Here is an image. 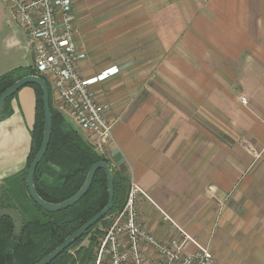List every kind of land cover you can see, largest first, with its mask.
I'll list each match as a JSON object with an SVG mask.
<instances>
[{
	"label": "crops",
	"instance_id": "0c3cea01",
	"mask_svg": "<svg viewBox=\"0 0 264 264\" xmlns=\"http://www.w3.org/2000/svg\"><path fill=\"white\" fill-rule=\"evenodd\" d=\"M73 2L81 76L118 69L90 90L113 125L105 155L142 190L140 224L188 233L214 264H264V0ZM28 47L24 32L11 70L33 67ZM36 103L24 86L0 117V184L26 166Z\"/></svg>",
	"mask_w": 264,
	"mask_h": 264
},
{
	"label": "trees",
	"instance_id": "16d2710c",
	"mask_svg": "<svg viewBox=\"0 0 264 264\" xmlns=\"http://www.w3.org/2000/svg\"><path fill=\"white\" fill-rule=\"evenodd\" d=\"M30 74L35 75V70L18 67L1 75L0 95L15 81ZM29 86L35 89L37 95L36 122L32 131L30 154L25 168L4 181L8 185L4 190L6 204L19 211L23 219V227L20 236L13 239V221L7 216H0V264L38 263L62 244L70 234L100 212L109 200L107 172L104 169L97 171L88 193L69 208L56 212L48 211L31 198L26 185L27 171L41 147L45 117L42 89L35 84ZM49 90L53 134L49 148L35 173V187L38 194L52 203H60L70 198L83 185L91 167L101 160L110 164L114 175L115 196L111 211L50 263L91 264L94 259V244L103 233L98 226L106 224L107 216L123 208L130 178L112 166L106 155L99 154L94 145L89 143L61 113L54 110L50 87ZM12 97L6 101L0 117L11 114ZM87 236L90 238V244L81 246L82 240ZM73 249L74 254L70 253Z\"/></svg>",
	"mask_w": 264,
	"mask_h": 264
},
{
	"label": "built area",
	"instance_id": "2783aa9c",
	"mask_svg": "<svg viewBox=\"0 0 264 264\" xmlns=\"http://www.w3.org/2000/svg\"><path fill=\"white\" fill-rule=\"evenodd\" d=\"M24 28L34 58L35 75L47 77L75 124L88 132L95 150L105 154L115 142L107 108L100 105L90 87L118 72L117 67L83 78L76 63L86 57L76 43L73 0H0ZM242 102L246 103L245 97ZM142 195L132 180L123 208L112 214L103 230L92 264H214L208 246L198 244L184 231L162 239L139 222L138 202ZM165 220L168 217L165 216ZM195 245L196 249L191 251Z\"/></svg>",
	"mask_w": 264,
	"mask_h": 264
},
{
	"label": "water",
	"instance_id": "95a60500",
	"mask_svg": "<svg viewBox=\"0 0 264 264\" xmlns=\"http://www.w3.org/2000/svg\"><path fill=\"white\" fill-rule=\"evenodd\" d=\"M31 84H35L42 89L43 92V108H44V137L41 144L40 149L37 154L33 158L28 171L26 178V185L28 189V193L31 198L42 208L48 211L56 212L66 208H69L79 202L90 190L95 175L98 170L104 169L107 172V180H108V189H109V200L107 205L96 215H94L91 219H89L85 224H83L79 229L70 234L62 244H60L53 252L45 256L42 260H40L36 264H50L53 260H55L60 254H62L67 248H69L76 240L81 238L92 226H94L97 222H99L102 218H104L112 209L114 196H115V188H114V175L112 168L108 162L101 160L95 163L91 169L89 170L86 179L80 189L70 198L60 202V203H52L43 199L37 192L35 187V173L37 167L43 157L45 156L51 141V137L53 134V115L51 110L50 103V90L46 80L39 75H26L17 81H15L11 86H9L2 94L0 95V115L2 114L6 101L8 98L14 96L20 89L24 86H28ZM0 216H7L11 218L14 222L15 231L18 234L22 227V218L20 214L13 209L2 210L0 209Z\"/></svg>",
	"mask_w": 264,
	"mask_h": 264
},
{
	"label": "rangeland",
	"instance_id": "374dc122",
	"mask_svg": "<svg viewBox=\"0 0 264 264\" xmlns=\"http://www.w3.org/2000/svg\"><path fill=\"white\" fill-rule=\"evenodd\" d=\"M5 9L8 12V8H7L6 4L4 2L0 1V62H3L5 64V65L4 64L1 65V67H0V75L10 71L11 68L16 66L17 63H19V61H20L19 59H21V57L24 55V52H25L24 50H22L23 33L25 32L24 28L21 27V25L14 19L13 16H11V15H9V17L8 16L7 17L3 16L1 14V12L5 11ZM26 43H27V47H28L27 38H26ZM28 49L27 50L32 53V50L29 47H28ZM7 59H9V60H7ZM5 60H7V61H5ZM31 69L34 70V65H33V67ZM45 80H47V77H45ZM50 89H51V86H50ZM53 108H54L55 111L61 113L73 125V127L76 128L83 135V137L89 143L94 145L93 140L91 138V135H89L88 132H85V131L81 130L75 124V121H74V119H73V117H72V115L70 113L69 114L65 113L64 108H62L60 106H57L55 104L53 105ZM65 115H67V117L69 116L68 118H70V120ZM116 144H117V142H116ZM99 154H101V153H99ZM7 187H8L7 182H3L2 184H0V209H2V210H8V209L16 210V209H14V208H12L10 206H7V204H6L7 201L5 200L4 190ZM16 211L19 213L18 210H16ZM20 216H21V214H20ZM111 216H112V214L107 216L106 217V224H104V225L100 224L98 226V228L101 229V230H104L108 226V224L110 223ZM21 218H22V216H21ZM13 225H14V222H13ZM22 227H23V219H22ZM22 227L20 229V232L17 234L16 231H15V226H14V231H13V235H12L13 239H17L20 236L21 231H22ZM101 237H102V235H100L97 238V240H96V242L94 244V247H93L94 255H95V253L97 251V248L99 247V243H100ZM89 244H90V238H89V236H87V237H85L82 240L80 245L81 246H88ZM74 252H75L74 249L70 251V253H72V254H74ZM92 263H93V261H91V264ZM233 263H234V261H232V264ZM239 264H254V263L251 262V261H248V263H247V261H246V262L239 263Z\"/></svg>",
	"mask_w": 264,
	"mask_h": 264
}]
</instances>
